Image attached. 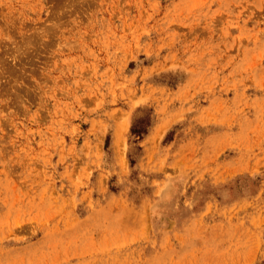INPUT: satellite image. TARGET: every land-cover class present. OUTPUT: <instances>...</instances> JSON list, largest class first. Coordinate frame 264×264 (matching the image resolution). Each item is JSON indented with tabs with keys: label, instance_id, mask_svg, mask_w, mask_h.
I'll list each match as a JSON object with an SVG mask.
<instances>
[{
	"label": "rangeland",
	"instance_id": "rangeland-1",
	"mask_svg": "<svg viewBox=\"0 0 264 264\" xmlns=\"http://www.w3.org/2000/svg\"><path fill=\"white\" fill-rule=\"evenodd\" d=\"M0 264H264V0H0Z\"/></svg>",
	"mask_w": 264,
	"mask_h": 264
}]
</instances>
